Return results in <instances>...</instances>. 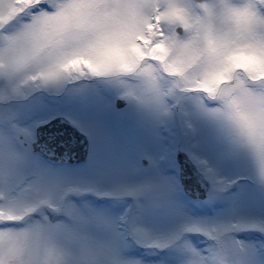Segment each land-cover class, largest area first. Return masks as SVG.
Returning <instances> with one entry per match:
<instances>
[{
  "label": "clouds",
  "instance_id": "clouds-1",
  "mask_svg": "<svg viewBox=\"0 0 264 264\" xmlns=\"http://www.w3.org/2000/svg\"><path fill=\"white\" fill-rule=\"evenodd\" d=\"M36 2L2 0L3 12ZM46 2L15 23L0 16V91L92 75L118 78L124 97L153 113L196 98L264 183V0ZM9 165L0 149V173ZM34 202L0 201V264H135L83 225L52 220L63 212L54 202ZM205 235L212 243L193 246L186 264H247L234 243Z\"/></svg>",
  "mask_w": 264,
  "mask_h": 264
},
{
  "label": "rangeland",
  "instance_id": "rangeland-1",
  "mask_svg": "<svg viewBox=\"0 0 264 264\" xmlns=\"http://www.w3.org/2000/svg\"><path fill=\"white\" fill-rule=\"evenodd\" d=\"M117 79L64 77L0 91V149L10 158L0 173V201L34 210L37 196L54 202L63 212L49 213L52 220L83 225L135 264H186L193 246H210L209 231L234 243L247 264H264V183L248 155L196 98L175 103L178 115L175 104L153 113L125 98ZM117 96L127 101L123 109ZM57 115L94 141L84 164L50 167L31 150L37 126ZM178 147L212 185L202 202L181 190ZM233 177L242 182L230 188Z\"/></svg>",
  "mask_w": 264,
  "mask_h": 264
},
{
  "label": "water",
  "instance_id": "water-1",
  "mask_svg": "<svg viewBox=\"0 0 264 264\" xmlns=\"http://www.w3.org/2000/svg\"><path fill=\"white\" fill-rule=\"evenodd\" d=\"M59 127H66V130L72 134L75 140L79 141V144L76 145V142H73L70 146L67 142L68 139L61 136L60 138L56 137L53 141L56 144V149L47 147L43 143L46 132L48 129H57ZM33 147L49 158L67 162H75L82 159L86 150L84 136L63 118H57L50 123L39 126L37 129V140L33 143ZM177 159L181 167L182 184L186 192L195 197L202 196L207 188L206 181L203 180L200 173L195 172L193 165L185 156L178 154Z\"/></svg>",
  "mask_w": 264,
  "mask_h": 264
},
{
  "label": "snow or ice",
  "instance_id": "snow-or-ice-1",
  "mask_svg": "<svg viewBox=\"0 0 264 264\" xmlns=\"http://www.w3.org/2000/svg\"><path fill=\"white\" fill-rule=\"evenodd\" d=\"M47 7L48 4L46 0H37L36 3L23 8V11L20 10V5H16L14 10H11L9 14H5L3 12L2 0H0V16H2L5 21H12L15 23L17 20L23 19L26 15L38 13L45 10ZM140 39L144 42V45L147 46L149 42L153 40V36L149 33H143L141 34ZM149 51H151V49H149Z\"/></svg>",
  "mask_w": 264,
  "mask_h": 264
}]
</instances>
